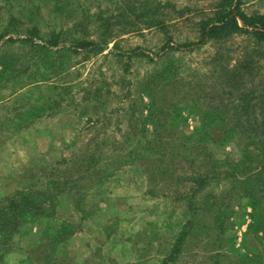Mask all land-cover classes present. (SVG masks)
<instances>
[{
    "label": "rangeland",
    "instance_id": "obj_1",
    "mask_svg": "<svg viewBox=\"0 0 264 264\" xmlns=\"http://www.w3.org/2000/svg\"><path fill=\"white\" fill-rule=\"evenodd\" d=\"M1 1L0 5H3ZM224 1L16 0L18 4L29 5L27 2H30L40 5L41 21L38 26L42 33L72 27L74 22L92 31L89 36L92 40H98V27L110 25L112 32L104 51L88 56L71 69L78 107L64 105L52 115L33 119L25 128H15L14 124L4 119L15 101L24 98L23 92L9 94L8 88L0 87V99L6 98L7 102V105L4 102L0 104V200L34 185L37 176H44L42 173L47 174L51 168L60 169L52 178H62L69 172L66 175L77 179L81 173H78L79 157L86 142L99 130V140L106 138L115 146L120 141V147L122 133L128 130L130 111H121L113 114L111 119L98 123L87 119L91 116L96 119L103 109L109 113L118 105L119 99L107 94V88L114 94H121L131 86V98L137 94L141 79L156 69L162 71L169 67L166 63H156V54L159 53L158 57L163 55V48H175L166 61H173L179 66L178 80L183 93L187 91L185 96H181L184 99L181 112L186 117L183 124L185 133H192L199 124V115L194 112H198L197 107L201 105L214 107L222 103L230 114L234 108L240 111L243 104L254 106L251 112L259 113L264 109V44L252 35L239 33L221 41L193 45L191 47L194 48L189 50H176L178 45L200 39L201 25L212 21L220 13ZM228 1V9L237 8L234 11L248 15L264 14V0ZM58 2L60 6H57ZM19 7L22 6L17 9ZM3 26L5 24L2 29ZM15 26L22 29L25 25ZM9 50L16 54L20 46L9 45ZM114 53L121 55L118 58ZM85 57L83 53L73 54L70 64ZM49 77L40 88L32 90L34 99L38 95L53 96L51 86L60 84L62 80ZM65 79L67 81L68 77ZM90 84L103 87L100 99L105 104L96 110L91 104L87 106L82 99L84 89L89 88ZM166 97L170 99L169 94ZM147 99L146 96L144 101ZM197 101L199 103L195 105ZM193 104L196 108L191 109L190 105ZM128 105L130 102L126 100L125 106ZM164 108L172 109L171 106L166 108V105ZM225 121L235 125L245 124L247 119L235 114L229 115ZM234 133L238 138L231 140L224 135L221 139L219 132L213 133L216 141L207 147L214 157L233 162L241 158L244 136L238 130ZM124 147L128 148V144ZM144 153L138 157V152L135 155L128 152V162L118 170H113L117 155H109V169L114 171L112 176L94 188L88 187L86 203L82 206L86 212L94 211L82 216L74 206L71 195H60L54 216L28 225L26 233L16 236L9 249L0 245L4 262L162 264L171 253L179 232L192 218L193 225L188 226L191 231L178 257L165 264H264L263 236L249 229L252 208L247 197L238 192L232 199L223 198L230 183L226 179L214 182L198 193L194 203L201 209L198 215H192L188 198L178 199L177 194L184 187L179 183L180 174L187 175L192 171L193 167L188 162L190 158L180 164L175 151L173 155L164 152V157H152L149 151H146V156ZM110 154H114L113 151ZM162 158L163 162L154 160ZM152 161L156 164L168 163L169 166L148 171L144 166ZM152 172L155 173L150 174ZM216 196L223 198L218 199V204ZM213 202L215 206H211ZM227 204L228 218L224 222L223 232H219L214 213L219 208L224 209ZM65 221L71 223L74 229L71 234L65 235L63 243L54 241L50 235L44 238L47 226H56ZM49 243L54 244L50 246Z\"/></svg>",
    "mask_w": 264,
    "mask_h": 264
},
{
    "label": "trees",
    "instance_id": "obj_2",
    "mask_svg": "<svg viewBox=\"0 0 264 264\" xmlns=\"http://www.w3.org/2000/svg\"><path fill=\"white\" fill-rule=\"evenodd\" d=\"M228 2L225 0L224 4H221L220 13L212 21L201 25L200 39L197 42L183 43L178 45L176 50H189L194 48L191 47L193 45L221 41L239 33H248L259 43L264 44V14L248 15L239 10L234 11L237 8L228 9ZM1 3L3 5H0V87L8 88L9 94L23 92L22 97H24L22 100L15 101L4 120L20 129L29 126L35 118L60 111L64 105L78 107L79 103L73 92L75 81L71 79V69L86 60L88 56L98 55L104 51L110 41L111 26L98 27V40L90 39L92 31L81 27L77 22H74L75 25L72 27L59 30L51 29L47 33H42L38 26L41 21L39 4L30 2H27L29 5L18 4L16 0H2ZM13 3L22 7L17 9L18 6ZM60 4L58 2L57 6ZM68 15L72 16L70 13ZM78 22L82 23L81 20ZM3 24L5 26L2 29ZM15 25L25 26L19 29ZM16 44H19L20 50L13 54L14 52L9 50V45L15 46ZM163 49V55L158 57L159 53L156 54L158 58L156 63L158 65L166 63L169 67L161 69L162 71L156 69L141 79L137 87V94H133L131 98H129L131 86H128L126 92L121 94H114L110 88H107V94H113L119 99L118 105L113 107L109 113L103 109L101 115L96 119L92 116L87 119L90 122L98 123L105 119H111L113 114L130 111L128 130L122 133L123 140L120 147L118 146L120 141L115 146V143L109 142L106 138L99 140L98 135L101 132L99 130L86 142L79 157L78 173L80 171L81 173L77 179L66 175L70 174L69 172L65 173L62 178H52L51 176L60 169L51 168L50 171L49 169L47 172L44 171L48 174L47 177V174L42 173L44 176H37L34 185L27 189L17 190L14 194L0 200V245L2 248L9 249L15 237L26 233L25 228L31 223L54 216L60 195H71L74 206L79 209L82 216L90 215L94 210L86 212L82 208L86 203L87 188H94L112 176L114 171L109 169L111 164L108 162L109 155H117L113 170H118L128 162L127 156L135 155V152H138V157H141L143 151L145 156L146 151H149L152 157L159 155L164 157V152L173 155L172 152L175 151L177 158H180V164L190 158L188 162L193 167L192 171L187 175L180 174L179 183L184 187L178 190L177 194H179L178 199L188 198V207L192 210V215H198L201 209L194 203L199 192L214 182L228 180L230 188L222 197L232 199L235 194L240 192L243 197L248 198L252 208L249 229L256 234H261L264 240V109L262 108L259 113L251 112V108L254 106L243 104L240 111L234 108L230 114V110L222 103L214 107L201 105L197 107L198 112H194L199 115V124L195 126L192 133H185L183 124L186 117L182 116L181 112L184 109L182 104L184 99L181 96L183 94L185 96L187 91L183 93L178 80L179 66L175 65L173 61H166L168 54L173 53L175 48ZM80 53L87 57L70 64L71 56ZM114 55L119 58L121 54L114 53ZM48 75L60 78L61 83L51 86L54 90L53 96L38 95L34 99L32 90L40 88L43 82L48 81L50 78ZM65 77H68L67 81ZM104 82L107 84L106 81ZM84 90L85 95L82 99L87 102V106L91 104L90 106L96 110L105 104V101L100 99L102 86L95 87L90 84V87ZM161 90L166 92V95ZM168 94L169 100L166 97ZM146 96L148 99L144 101ZM126 100L130 102V105L125 106ZM5 101L6 98H1L0 104L4 102L7 105ZM198 103L199 101L194 104ZM194 104L190 105L191 109L196 108ZM165 105L166 108L171 106L172 109H163ZM235 114L246 116V123L229 125L225 120H228L229 115ZM235 130L244 136L241 141V158L233 162L229 159L222 160L214 157L207 147L209 143L216 141L213 133L219 132L221 139L224 135L230 137L231 140L238 138V136L235 137L236 133L233 134ZM127 144L128 148L124 147ZM111 151L114 154H110ZM174 157L172 156V158ZM154 160L163 162V158ZM156 162L152 161L144 167L148 171H157L164 165L169 166L168 163L156 164ZM153 173L155 172L150 174ZM47 178L49 179L46 181ZM222 197L216 198V204L219 203L218 199H223ZM211 206H215L214 202ZM228 208L229 204L214 213V222L219 232L224 230L223 225L228 218ZM191 220L179 232L178 238L172 245L171 253L163 260L162 264L175 261L178 257L183 243L191 231L188 228L193 225ZM73 229L74 226L67 221L56 226H47L44 238H49L48 235H50L54 241L63 243L66 240L65 235L71 234ZM53 244L49 243L50 246ZM3 258L4 252H1L0 264H6Z\"/></svg>",
    "mask_w": 264,
    "mask_h": 264
}]
</instances>
